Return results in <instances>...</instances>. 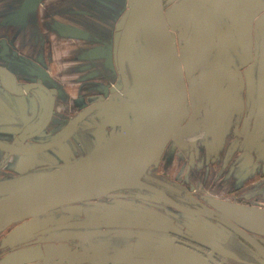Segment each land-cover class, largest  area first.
<instances>
[{
	"label": "flooded vegetation",
	"instance_id": "1",
	"mask_svg": "<svg viewBox=\"0 0 264 264\" xmlns=\"http://www.w3.org/2000/svg\"><path fill=\"white\" fill-rule=\"evenodd\" d=\"M179 1L180 0H163L164 13H170L173 5ZM218 8V11H216L217 14L214 13L216 15L215 17L213 16L212 22L208 21L204 23L201 22L200 24L198 23V27L196 30L194 29V33L199 34L201 40L199 41L197 38L191 42H193V45L196 47H198L201 43L204 44L203 46H200L202 54H200L199 57L198 67L192 78L186 82L188 106L186 115L182 120L180 127L181 125L187 124L189 120H191L189 125H194L195 129L196 127H199L200 129L204 128L208 121V113L203 101H201L200 97L197 96V93H195V88L197 86L196 82L198 77L202 75L204 76L205 74L212 75L214 78L216 77L219 79V98L218 96L213 98L215 101V111L213 113V143H218V149L222 146V141L226 140L225 142L228 143V149L224 151V154L222 155L226 156L224 157L225 160L223 158L222 160H217L220 156H217V159L213 160L218 163L214 166V168H216L217 174L219 171L221 172L217 175L219 177L229 178L231 175L233 178H241L245 177V175L235 174V171H240L239 167L246 168V165L248 164L255 166L258 163V160L251 156L252 150L251 148H248V144L251 138L255 135V125L257 123L260 124V122L261 124L264 123V86L262 82L261 93L259 95L258 86L256 84L259 45L255 34L252 35L250 43L248 42L249 38L247 39L245 32L241 34L240 38H236L233 24L226 20V17L224 16L225 11L236 16L244 10H248L247 0H219ZM46 12L49 13L48 6ZM236 18L238 21L235 24L239 30L240 21L238 17ZM172 34L175 38L177 50H186L188 44L185 43L184 45L182 40H179L176 37L177 31H172ZM80 42L81 41H74L75 44H80ZM4 43L7 46L8 53L5 55L2 54V42L0 56L3 64H0V69L4 73L0 72V98L6 101L9 105V109L6 111L9 117L0 115V142L5 146L23 148L48 143L60 137L63 133V129L64 131L67 130L70 123L93 103L102 100L106 101L117 94L122 97L124 95V83L117 64L113 38H109L105 43H101L96 46L94 43L92 44L88 42V47H81L79 49L75 58H79L80 61H82L81 65L68 72L70 74L68 79L71 91L75 94V97L72 99H67L65 95L66 88L65 84H63L64 87L61 84V76L53 79L48 71L45 73L44 71L29 69L30 65L27 59H23L22 56L20 57L17 51H11L8 48V44L6 42ZM247 50L250 52L252 62L242 66L241 63L244 61L243 59H246L244 56L246 57ZM94 58L99 61H94ZM36 59L37 62L40 61V59ZM75 73H79L80 76L77 78H71V76ZM234 78H238L236 88ZM41 88L50 93L51 97L48 96L47 92ZM231 92L233 94L229 96ZM238 93L241 94V107L239 108L237 114L233 112V117L230 121L229 118L226 117L225 121L228 123V128L227 126L225 128L224 125L222 126L223 119H221V117L222 115L225 116L229 113V107L232 105ZM226 95H228L227 101H225ZM50 98H52L53 107L46 130L36 138L26 140V137L35 131L45 120L51 104ZM58 105L64 107V114H56V108ZM126 105L128 106L129 104L126 103ZM118 116L119 115L117 113L112 114L105 110L90 114L77 126L75 132L65 144L42 154L33 156L31 165L32 171L37 169L39 170V168H42L43 166H47L46 169L50 170L56 166L62 165L66 159L72 161V159L77 160L86 155L95 144V132L97 128L99 129L98 135H102V137H108L107 133L110 130H120V128L115 125L119 122ZM121 118L123 119V117ZM197 120L199 121V125L195 124L197 123ZM108 124H112L113 126H106ZM225 129L227 131H225ZM245 141H247L246 144L244 143ZM169 151L170 153H168L165 159V167L160 164L155 168V170L150 167L144 176V182L162 189L171 199L181 206L190 209L212 210L211 208L204 207L206 206V203H208L206 199L195 195L197 184L193 181V178L188 177L186 173L181 177L178 175L180 169L183 168L184 170H188V165L190 166L189 154L194 152L192 143L173 144L171 148H169ZM21 158L24 157L11 155L0 150V181L26 174H18V170L22 169L25 165H23ZM57 158L59 159L58 162H52V160H56ZM248 176L249 175L247 173L246 177L248 178ZM247 178L241 184H234L231 189L221 190V192L218 191L216 200L244 207L249 213H258L259 211L264 214V195L261 196L260 192L264 190V173L252 176L249 179ZM171 181H174V183ZM168 186L172 188L168 189ZM121 193H128V197L130 199L136 200L144 205L148 206V204H152V206L148 207L153 210H156V197L163 203H166L157 195L144 190H131ZM98 200L101 199L92 201ZM107 200L110 201L109 198ZM178 214H180V217L177 215L172 217L170 214L165 215L168 218L166 219L167 222H170L175 232L180 234L169 233L167 234V237H164V239L166 238L165 242H169L171 244V249L175 248L180 252L187 251L205 260L208 264H228L226 259L236 258L227 246L221 245L218 242L206 240L199 237L197 234L192 233V231H190L187 227L188 219L183 218L185 214ZM87 215L88 217L86 220L89 221L87 222L88 224L85 228L79 225L80 217H82L80 214H71L73 218L67 216L66 218H69V220L64 221L65 223L63 226L74 225L75 228L72 229L90 231L95 235H103V232L108 231L107 228L101 229L102 231L98 227L92 228L93 222L97 221V217L96 219L93 218V215H96V213L90 212ZM56 220L59 222L63 221L59 218ZM103 223L111 226L116 224L118 226L133 225L124 222V220H105ZM214 224L218 225L225 232V234L228 235L230 241H232V245L237 248L238 252H242V249L239 246L241 245L242 247H245L247 251H250L251 254H254L259 261L264 264V259L260 256L258 251L251 246V244L232 230L227 229L218 223ZM13 226L6 228L2 231V233H0V259L15 251L24 249H35L38 251L41 250L39 248L44 247V243H41V239L43 237L34 234V236L32 235L31 239L28 240L29 242L25 241L22 245L15 244L12 247L7 246L3 248L2 241L7 239L10 233H12ZM253 237L264 247L263 240L256 236ZM236 243L239 245H236ZM62 245L68 247L65 243H62ZM218 247H222L220 248L222 252L230 253L231 257H223L218 252ZM121 248L122 247L105 254L95 253L93 255L95 256V259H87L84 264H113L109 262L108 258L115 257V255L118 254V257L123 256L122 253L116 254V252H119ZM213 248L217 250L215 251ZM176 250H172V253L174 254ZM71 251L72 250L70 249L68 252L70 253ZM134 254L136 253L133 252V255ZM124 256L128 257V255L125 254ZM244 262L246 263L247 261H241V263Z\"/></svg>",
	"mask_w": 264,
	"mask_h": 264
},
{
	"label": "water",
	"instance_id": "2",
	"mask_svg": "<svg viewBox=\"0 0 264 264\" xmlns=\"http://www.w3.org/2000/svg\"><path fill=\"white\" fill-rule=\"evenodd\" d=\"M32 2L38 5L41 0H32ZM134 4L118 26L114 46L117 64L124 83L123 97L117 94L106 101L93 103L70 123L67 130L63 129L60 137L48 143L21 148L5 146L0 142V150L23 157L42 154L65 144L87 116L101 110L119 115V122L115 125L120 130L114 131L106 139H102V135H98L99 129L97 128L93 148L79 159L72 161L66 159L62 165L50 170L0 181V189L14 185L20 186L15 191L0 196V232L13 225L45 216L66 206L102 199L119 192L144 190L157 195L182 214L202 217L232 230L251 244L264 259L262 244L226 215L215 210H198L181 206L162 189L143 180L149 168L159 160L166 146L175 138L186 115L188 106L186 82L192 78L198 67L199 57L202 54L200 46L204 44L201 43L199 46L197 45L198 47L193 45L191 41L197 38L199 41L201 40L199 34L194 33V29L196 30L198 23L212 22L213 16L215 17L216 11L219 9V0H180L173 5L170 13H164L163 0H135ZM247 5L248 10L238 13V16L226 11L224 16L233 24L236 38H240L241 34L245 32L250 43L252 35L255 34L259 45L256 84L260 95L262 82L264 86V0H247ZM236 17L240 21L239 30L235 24L238 21ZM61 30L67 37L74 38L76 36L74 30L69 28ZM172 31H177L176 37L182 40L184 45L188 44L186 50H177ZM192 33L196 36L191 40ZM77 34L83 36L80 33ZM2 46V54L5 55L8 53V49L4 42ZM130 56L134 59L133 83L138 87V90L141 87L142 64L145 66L146 73L150 75L149 91L146 93L147 99L145 98L148 100L147 103H144L145 101L138 102L128 93L131 89L127 75ZM244 58L246 59H243L242 66L252 62L248 50ZM0 72L4 73L1 69ZM234 80L236 88L238 78H234ZM41 89L47 92L45 89ZM232 94L231 92L229 96ZM47 95L51 97L48 92ZM50 99L51 104L45 120L26 137V140L34 139L46 130L53 107L52 98ZM227 100L228 95L225 98V101ZM126 103L129 105L127 106ZM134 103L142 104L146 114L139 127L130 134L132 123L129 112L133 107L130 105ZM106 126L112 127L113 125ZM245 213L254 219L258 226L264 228V214L249 213L248 211ZM161 221L166 225L157 223ZM23 227L17 233L15 230L9 235L8 239L3 242L4 246L9 244L12 246L16 241L25 240L36 231V226L33 223ZM116 227L178 234L170 222L161 218L147 225L144 223L131 226L117 225ZM65 228L75 227L66 225ZM92 228L96 227L92 226ZM66 242L67 240L61 241V243ZM158 243L160 246L162 245L161 248H158L154 255L143 256L146 257L144 260L137 261L124 255L118 257L119 254L109 257L108 260L113 264H208L206 261L198 259L194 254L178 251V254L183 257L184 261L182 262L172 253V250L176 249H171L169 242ZM220 248L218 247V252L223 257H231L230 253L222 252ZM67 251L70 249L68 250L65 245H60L58 248L45 246L43 251L24 249L7 255L0 261V264H84L87 259H95L93 255H86L87 252H82L83 257L80 262L74 258V260L68 259ZM75 253L78 254V251Z\"/></svg>",
	"mask_w": 264,
	"mask_h": 264
},
{
	"label": "crops",
	"instance_id": "3",
	"mask_svg": "<svg viewBox=\"0 0 264 264\" xmlns=\"http://www.w3.org/2000/svg\"><path fill=\"white\" fill-rule=\"evenodd\" d=\"M41 1L47 3L51 18H46L45 13L41 9L40 5H35L32 0H0V48L1 43L6 42L8 44V48L11 51H17L20 57L22 56L23 59H27L30 65L29 69L44 71L45 73L48 71L53 79L61 76V84H65L66 88L65 95L67 99H72L75 97V94L73 91H71L68 79L70 74L68 72L81 65L82 61H80L79 58H75L79 49L81 47H88V42L92 44L94 43L95 46L105 43L111 36L114 40L115 46L118 27L109 34L110 29L108 30L106 19L97 18L96 20V18H92L91 14H93L95 10L93 11L92 7L94 5L91 0ZM104 1L107 2V0ZM101 8L102 7L99 5L97 11L103 13L104 10ZM62 28L74 30L76 32L74 35L77 37L74 36V38H70L65 36L61 30ZM110 28L112 30V27ZM77 33H80L83 36H78ZM74 41L81 42L80 44H75ZM36 58L40 59V61L37 62ZM41 61L44 65L41 64ZM94 61L99 60H95L94 58ZM0 64H3L1 56ZM79 76V73H75L73 76H71V78H77ZM196 83L197 86L195 88V93H197V96L200 97L201 101H203L206 107L208 121L202 129L199 127H196L195 129L194 125H189L191 120H189L187 124L181 125V127H179L175 138L179 137L178 143L181 144L192 143L194 152L189 154L190 166L188 165V170H184L182 168L180 169L178 175L181 177L186 173L188 177L193 178V181H195L197 184L195 195L206 199L208 202L206 203V206L207 204H212L214 207L213 210L226 215L248 233L259 237L264 242V228L258 226L254 219L246 215V208L216 200L218 191L221 192V190L231 189L233 188L234 184H241L246 180L247 173L249 175L247 179L251 178L252 176L261 175L264 173V123L261 124L260 122V124L257 123L255 125V135L251 138L248 144V148H251L252 150L251 156L256 158L258 163L255 166L248 164L246 165V168L239 167L240 171H235V174H244L245 177L233 178L230 175L229 178H223L217 176L221 172L219 171L217 174L216 168H214V166L218 163L214 162L213 160L217 159V156H220L217 160H222V158L225 160L224 157L226 156L222 155L224 154V151L228 149L227 142L223 143V145L218 148V150H216V148L211 144L214 141L213 113L215 111V101L213 98L217 96L219 98L220 82L216 77L214 78L212 75L205 74L204 76L202 75L198 77ZM240 102L241 94L238 93L232 105L229 107L230 111L227 113L229 115L226 114L225 116L222 115L221 117V119H223L222 126L224 125L225 128L228 124L225 121L226 117H228L230 121V119L233 117V112L237 114L239 108L241 107ZM0 103V115L7 117L8 114L6 111L9 109V105L2 98H0ZM58 113H65L63 106L58 105L56 108V114ZM196 122L197 123L195 124L199 125V121L197 120ZM225 131L227 130L225 129ZM246 142L247 141L244 143L246 144ZM165 159L166 157H161V161L159 160L160 163L162 162L164 167L166 163ZM167 188L169 189L172 187L168 186ZM260 192L261 196L264 195V190ZM96 217V215H93L94 219H96ZM55 222H58V220H55ZM187 224V227L190 229V231L197 234L199 237L218 242L219 244L230 248L236 258L226 259L228 264H262L254 254H251L250 251H247L245 247H242L236 243V245H239L242 249V252H238L237 248L232 245V241H230L228 235H226L225 232L213 222L202 217H191L188 219ZM14 231L15 230H13L12 233ZM12 233H10V235ZM34 233L35 232L32 234ZM155 235L157 236L154 238L158 242L165 241L166 238L164 239L163 237H167V234L164 233H155ZM31 236H29V238L26 237L25 240H21L20 242H14L12 246L15 244L22 245V243L31 239ZM95 237L96 239H94V241L100 242L98 240H101L102 242L106 243V245H108L106 247L104 245L101 250H99V253L102 254L110 253L111 250H116L120 247L124 248L128 243V240H126L127 237H125V235L100 234L95 235ZM45 246H47V244H45L44 247ZM106 248H109V250H106ZM154 254L155 252H153L151 255ZM174 254L178 260L182 262L184 261L183 257L178 254V251H176ZM196 257L200 260H203L198 256ZM2 259H0V261ZM242 260H246L247 262L241 263Z\"/></svg>",
	"mask_w": 264,
	"mask_h": 264
},
{
	"label": "rangeland",
	"instance_id": "4",
	"mask_svg": "<svg viewBox=\"0 0 264 264\" xmlns=\"http://www.w3.org/2000/svg\"><path fill=\"white\" fill-rule=\"evenodd\" d=\"M91 1L94 5L92 7L93 11L95 10L94 13L91 14L92 18L94 19L96 18V20L97 18L106 19L107 24H108V30L110 29L109 34L112 33V31H114V29H116L119 26V24L122 22V19H125L128 12L135 5L134 4L135 0H107V2H105L104 0H91ZM39 5L41 9L43 10V12L45 13V17L51 18L50 13L46 12L47 3L44 1H41ZM99 5L103 8L104 10L103 13L97 11ZM110 27H112V30ZM195 36L196 35L192 33V36H190L191 40L194 39ZM110 38H112V36ZM128 61L130 62V64H129V69L127 71V74L129 73L128 74L129 75L128 76L129 85L131 88L129 90L130 92L128 93H130L132 97L136 99L138 102L139 101L146 102L145 93L147 92H144L143 88L141 87H140V90H138V87H136L133 83L134 72H135L133 71L134 69L133 57L130 56ZM142 69L144 71L142 70L141 82L145 80L146 76H148V73H146L145 71L144 64H142ZM130 107H132L130 109L131 119L133 118L132 113H135L138 110L143 109V105L142 104L139 105L137 103L130 105ZM113 132L114 130H110L107 134L111 135ZM101 138L106 139V137L104 136ZM178 141H179V137L173 139L172 142L170 141V143L164 149L161 157L162 158L167 157L168 153H170L169 148H171L173 144H177ZM224 142L225 140L222 141V145ZM212 145L215 146L216 150H218L217 147L219 146L217 142L213 143ZM177 153L179 154L178 151ZM161 157L159 158V160L161 159ZM32 160H33L32 157L21 158L23 165L24 164L25 165L22 169L18 170V174H22V173L29 174L30 172L39 173V172H44L45 170H47L46 169L47 166H43L42 168H39V170L36 168L37 170L32 171V166H31L32 164H30ZM159 160L153 164L152 166L153 170H155V168L158 167L159 164L163 166L162 162L160 163L161 160L160 161ZM58 161H59L58 158L56 160H52V162L54 163ZM171 182L174 183V181H171ZM6 190L7 188L2 189L0 193L5 192ZM108 198L110 199V201L107 200ZM155 200L157 201V204L155 206L156 210H153L150 207H148V206H152V204H148L147 206L142 203H139L136 200L130 199L128 197V193L127 194L121 193V192L115 193V194L110 195L109 197L102 198L101 200H98V201L77 203L71 206H66L62 209L52 211L45 216L24 221L19 225H14L12 230H16V233H17L18 230H21L22 226H24L23 228H25L26 224L33 223L36 226V232L34 234L40 237H43L41 239V243L43 242L44 245L47 244V247L58 248V246L62 245L61 241L67 240L65 244L68 246L67 247L68 250L69 249L72 250L70 253L67 251L66 253L67 258L68 259L74 258L75 260H78L80 262L82 261V257H83L82 252L83 253L87 252L86 255H94L95 253H99V250H101V248L104 245L105 247L108 245H106V243L102 242L101 240H98V241H100L102 244L100 242L94 241V239H96L95 234H92L90 231H84L82 229L79 230V229L65 228L63 226L65 223L64 221L69 220V218H66L67 216H70L71 218H73L71 214H74V215L80 214V216L82 217H80L79 225L85 228L86 225L88 224L87 222L89 221V220H86V218L88 217L87 214L90 212H94L96 213L99 219L97 218V221L93 222V226L96 228L97 227L100 228V230L105 229V228L108 229V231L104 230L105 232L102 233L103 235H109L110 233H115L117 235H125V237H127L126 238V240H128L127 246L124 248H121V250H119V252H116V254L122 253L123 255L124 254L128 255V257L134 260L141 261V260L146 259V257H143V256H147V255L151 256L153 252L158 250V248H161L162 245L160 246L158 241L155 240L154 238L155 236H157L155 235L156 232H153L150 230H137V229L127 230V228L116 227L117 224L113 226L107 225L106 223H103V221H105L106 219L124 220V222L130 223L133 225L134 224L140 225L144 223H146L147 225L148 223L155 221L156 219H159V218L163 220L168 219L165 216L166 214H170L172 215V217H175V215L180 217V214L178 213H181V212L173 209L168 204L163 203L157 197L155 198ZM204 207L211 208L212 210L214 208L212 204H207V206H204ZM191 217L193 216H187V215L183 216L184 219L186 218L190 219ZM58 218L63 221L55 222V220ZM157 223L166 225L163 221L157 222ZM0 233H2V231ZM34 234L32 235L34 236ZM3 242L4 241H2L3 248L10 245L9 244L7 246L6 245L4 246ZM39 249L43 251L42 247ZM106 250H109V248H106ZM75 251H78L79 253L76 254ZM133 252L139 255H136V254L133 255Z\"/></svg>",
	"mask_w": 264,
	"mask_h": 264
},
{
	"label": "bare ground",
	"instance_id": "5",
	"mask_svg": "<svg viewBox=\"0 0 264 264\" xmlns=\"http://www.w3.org/2000/svg\"><path fill=\"white\" fill-rule=\"evenodd\" d=\"M145 67V66H144ZM146 74V73H145ZM144 76V75H143ZM149 82H150V75L148 74V76L145 77V80L143 81V83L141 82V87L143 88V91L144 92H148L149 91ZM142 90V89H141ZM141 94V93H140ZM145 96H146V93H145ZM141 98V97H140ZM147 99V98H146ZM148 100H146V102L144 103H147ZM137 111V110H136ZM141 114V116H140ZM145 114H146V110L143 108L141 110H138L137 112L135 113H132V116L133 118L131 119V133L132 134L138 127L139 125L141 124V122L143 121L144 117H145ZM57 152V151H56ZM59 153V152H58ZM56 154V153H55ZM35 161V160H34ZM34 163V162H33ZM32 164V162L30 163ZM49 165V164H48ZM153 182V181H152ZM20 186L19 185H14V186H10V187H6L7 190L3 193H0V196H3L5 194H8V193H11L13 191H15L16 189H18ZM2 189H5V188H2ZM0 189V191L2 190Z\"/></svg>",
	"mask_w": 264,
	"mask_h": 264
}]
</instances>
